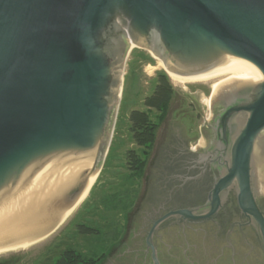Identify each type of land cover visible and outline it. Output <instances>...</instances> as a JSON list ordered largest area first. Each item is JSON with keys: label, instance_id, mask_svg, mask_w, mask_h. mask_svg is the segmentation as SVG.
Here are the masks:
<instances>
[{"label": "water", "instance_id": "1", "mask_svg": "<svg viewBox=\"0 0 264 264\" xmlns=\"http://www.w3.org/2000/svg\"><path fill=\"white\" fill-rule=\"evenodd\" d=\"M123 28L141 43L157 34L171 72L226 81L212 93L232 91L217 125L240 127L213 199L237 182L241 207L264 225L252 190L264 168V0H0V247L10 253L50 236L103 167L132 40Z\"/></svg>", "mask_w": 264, "mask_h": 264}, {"label": "flooded vegetation", "instance_id": "2", "mask_svg": "<svg viewBox=\"0 0 264 264\" xmlns=\"http://www.w3.org/2000/svg\"><path fill=\"white\" fill-rule=\"evenodd\" d=\"M120 32L137 39L129 28ZM157 36L151 32L141 45L152 47L158 54L161 49L163 54ZM121 45L119 41L116 49ZM226 91L213 98L199 136L187 125L182 136L174 137L170 148L176 161L169 170L174 171L164 178L162 188L153 187L150 208L134 219L132 248L119 253L117 264H155V258L156 264H264V225L241 207L237 182L223 189L218 201L213 199V189L224 174L240 127L235 120L226 131H219L217 118L232 98L228 96L230 90ZM187 108L193 109L189 114L194 122L202 116L195 104ZM260 154L264 155V149ZM260 170L253 172L252 190L264 216V168ZM180 210L191 213H178Z\"/></svg>", "mask_w": 264, "mask_h": 264}, {"label": "rangeland", "instance_id": "3", "mask_svg": "<svg viewBox=\"0 0 264 264\" xmlns=\"http://www.w3.org/2000/svg\"><path fill=\"white\" fill-rule=\"evenodd\" d=\"M163 62L162 55L152 47L141 45L139 40L130 41L120 65L119 101L115 102L112 140L89 195L47 238L21 252L0 253V264H54L67 247L88 256L106 253L105 259L98 264L104 260L106 264H117L119 253L132 248L134 219H139V214L150 208L153 187L162 188L167 176L174 171H169L176 161L170 148L174 137L182 136L187 125L193 127V135L199 136L206 114H210L212 93L216 91L213 88L215 80L174 83ZM159 73L168 75L176 92L160 123L144 174L136 179L129 175L125 162L126 152L137 148L133 143L129 116L133 109H145L144 99L152 94ZM189 104H195L203 112L196 122L189 114L193 110L187 108ZM83 225L98 228L100 233H86Z\"/></svg>", "mask_w": 264, "mask_h": 264}, {"label": "trees", "instance_id": "4", "mask_svg": "<svg viewBox=\"0 0 264 264\" xmlns=\"http://www.w3.org/2000/svg\"><path fill=\"white\" fill-rule=\"evenodd\" d=\"M175 92L176 88L168 75L159 73L152 94L144 99L145 109L131 111L129 116L130 131L133 143L137 146V148H131L126 152L125 162L131 177L137 179L143 176L157 140L160 123L167 114ZM82 228L86 233H100V230L95 227L83 225ZM106 256V253L88 256L77 249L67 247L60 253L54 264H98Z\"/></svg>", "mask_w": 264, "mask_h": 264}, {"label": "bare ground", "instance_id": "5", "mask_svg": "<svg viewBox=\"0 0 264 264\" xmlns=\"http://www.w3.org/2000/svg\"><path fill=\"white\" fill-rule=\"evenodd\" d=\"M164 63V62H163ZM162 64V63H161ZM164 65H166V67H167V69H168V66H167V64H164ZM165 67V66H164ZM152 68V67H151ZM168 73H169V76H170V78L172 79V81L174 82V83H185V82H190V81H210V80H215V82H214V85H213V88H214V90H216L218 87H219V85L220 84H222V83H225L226 81H223V79L221 78V77H219V76H217V75H215V74H212V73H203V74H199V75H194V76H181V75H178V74H176V73H173V72H171L169 69H168ZM121 80V79H120ZM121 82V81H120ZM120 86V85H119ZM120 89V88H119ZM227 92V91H226ZM225 92V93H226ZM122 93V92H121ZM120 93V94H121ZM119 94V93H118ZM119 101V100H118ZM107 149V148H106ZM96 176H97V174H95V175H93L92 177H91V179H90V182H89V185H88V187H87V189L85 190V192H84V194H83V196L81 197V199L79 200V202L69 211V213L66 215V217L65 218H67V217H69L71 214H72V212L76 209V207L78 206V205H80V203H82L84 200H85V198L87 197V195H89V192H90V190H91V188L93 187V185H94V183H95V179H96ZM5 252H8L6 249H5V247H3V246H1L0 247V253L2 254V253H5Z\"/></svg>", "mask_w": 264, "mask_h": 264}, {"label": "crops", "instance_id": "6", "mask_svg": "<svg viewBox=\"0 0 264 264\" xmlns=\"http://www.w3.org/2000/svg\"><path fill=\"white\" fill-rule=\"evenodd\" d=\"M105 262H106V261L104 260V261L102 262V264H106ZM100 263H101V262H100Z\"/></svg>", "mask_w": 264, "mask_h": 264}]
</instances>
